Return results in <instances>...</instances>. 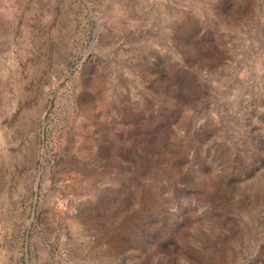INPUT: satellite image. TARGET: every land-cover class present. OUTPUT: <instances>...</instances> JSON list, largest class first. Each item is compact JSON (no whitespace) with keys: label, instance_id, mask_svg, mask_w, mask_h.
Wrapping results in <instances>:
<instances>
[{"label":"rangeland","instance_id":"374dc122","mask_svg":"<svg viewBox=\"0 0 264 264\" xmlns=\"http://www.w3.org/2000/svg\"><path fill=\"white\" fill-rule=\"evenodd\" d=\"M231 174L264 192V0H0V264H264Z\"/></svg>","mask_w":264,"mask_h":264},{"label":"water","instance_id":"95a60500","mask_svg":"<svg viewBox=\"0 0 264 264\" xmlns=\"http://www.w3.org/2000/svg\"><path fill=\"white\" fill-rule=\"evenodd\" d=\"M174 64L179 65L180 63L174 61ZM187 71L190 72L189 69ZM196 87L195 92L198 94V97L193 103V114L190 119L187 120V124L189 126L191 125V130H207V133L213 138L221 140V133L219 127H217L216 120L211 121L206 127L202 124L197 126L194 125V122L198 117L205 115L206 105L214 100L215 97L214 86L206 79L197 76ZM168 130H170V126L166 123H158L152 128V132L155 135L154 148L161 142L163 137H165ZM241 183V177L237 174H231L228 177L225 189V205L227 206L226 214L231 217L235 223L233 225L230 224V227H224L222 224L218 225L219 227L217 231V233L222 237H225L226 240L232 241L234 243L233 246L236 249L238 248L237 241L241 238L245 240L248 239L249 243L253 242V239H255L262 230V213H264V192L255 193ZM163 189L164 188L161 187L159 188V191L163 192ZM213 207L214 212L217 209V204H214ZM242 251H248V246L245 249H242Z\"/></svg>","mask_w":264,"mask_h":264},{"label":"trees","instance_id":"16d2710c","mask_svg":"<svg viewBox=\"0 0 264 264\" xmlns=\"http://www.w3.org/2000/svg\"><path fill=\"white\" fill-rule=\"evenodd\" d=\"M193 261H194V263H196V262H195L196 260H193Z\"/></svg>","mask_w":264,"mask_h":264}]
</instances>
